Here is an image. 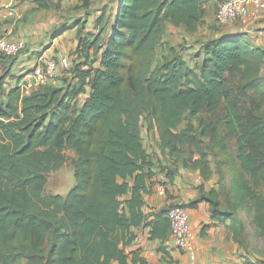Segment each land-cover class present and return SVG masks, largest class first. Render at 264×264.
I'll list each match as a JSON object with an SVG mask.
<instances>
[{"label":"trees","instance_id":"16d2710c","mask_svg":"<svg viewBox=\"0 0 264 264\" xmlns=\"http://www.w3.org/2000/svg\"><path fill=\"white\" fill-rule=\"evenodd\" d=\"M116 1L112 15L98 18L99 33L76 49L74 82L29 95L15 85L0 104V264H148L126 246L140 226L168 239L171 207L151 220L144 210L155 174L144 117L155 122L171 156L194 149L199 157L185 165L204 178L212 173L204 138L221 152L235 138L240 171L226 205L217 187L203 184L191 205L207 201L212 218L229 222L237 241L246 236L243 210L264 236V47L242 33L220 35L205 43L195 67L176 52L157 62L166 22L196 31L202 0ZM67 149L75 152V185L66 196L46 193L48 174L64 165ZM247 264L264 259L248 257Z\"/></svg>","mask_w":264,"mask_h":264},{"label":"crops","instance_id":"0c3cea01","mask_svg":"<svg viewBox=\"0 0 264 264\" xmlns=\"http://www.w3.org/2000/svg\"><path fill=\"white\" fill-rule=\"evenodd\" d=\"M220 1L222 0H202L203 23L208 26L205 31L207 34L214 32L210 29L214 24L218 26L216 11ZM105 2L106 0H48L47 6L42 7L35 0H0V8L6 6L16 8L17 23L12 37L25 41V48L10 64L13 78L10 80L9 89L40 65L43 58H53L59 63L61 83L63 75L69 77V82H74L73 72L71 69H64L61 60L69 56L74 64L76 58L73 59L72 53L76 51L81 40L99 33L98 18L104 9L99 7L101 10L95 11L94 7L98 9L97 5H104ZM256 27L260 30L246 31L238 26H221L209 40L220 35L242 33L254 46L264 47V21ZM9 28L6 24H0V36ZM4 67L6 64L0 61V71ZM83 68L88 66L85 65ZM262 73L264 74V68ZM90 91L91 87L87 85L86 92L80 95L79 106L83 105ZM143 122L144 120L142 127ZM150 124H153L154 128ZM150 124H147V132L142 131V135L144 147L153 159L155 174L149 184L150 190L144 196L145 213L148 220H151L160 210L176 204L187 205L191 227L196 235L197 258L190 259L184 250L170 241V237L165 241L152 238L150 226L134 228L136 239L126 246V252L131 257L135 252H140L148 264H247L249 255L244 251L240 241L233 238L229 222L214 220L207 201L191 205V202L199 197V187L205 183V179L199 169L186 166L184 159L191 163L199 155L195 153L191 161L186 153H183L181 158L171 156L160 146L161 136L155 122L150 120ZM160 183L166 184V192L161 193L157 190ZM214 187L212 185L209 187L207 183L205 186L206 190Z\"/></svg>","mask_w":264,"mask_h":264},{"label":"rangeland","instance_id":"374dc122","mask_svg":"<svg viewBox=\"0 0 264 264\" xmlns=\"http://www.w3.org/2000/svg\"><path fill=\"white\" fill-rule=\"evenodd\" d=\"M116 5V0H106L104 5H97L98 9L94 7V10L100 11V7L104 9L103 14L105 13L106 15H112L116 11ZM221 26L222 25L218 24L217 26L214 24L210 29H212V31H214L213 33H215L221 28ZM207 28L208 26L203 23L200 29H197L196 31H187L184 27L176 26L172 22L167 21L165 36L158 49L157 62H160L164 56L168 54H174L176 52L177 55L186 59L191 66H197L204 56L203 47L205 43L207 40H209V38L214 36L213 33H205ZM106 32L110 33V29L108 28L105 33ZM76 56L78 55L75 53V51H73V59L76 58ZM1 60L6 64V67L0 71V104L6 101L10 87V80L13 78L10 70L9 60L4 56L1 57ZM68 79L69 77L63 75L62 83L65 85V87L69 85ZM143 120V132L146 133L147 124H150V120H148L146 117H144ZM186 123L187 120L183 122L180 127H185ZM194 123H197L196 126L198 127V121L195 120ZM150 125L154 128L153 124ZM221 135L223 136L224 134ZM204 140L205 148L209 152L212 173L207 178L203 177L205 179V183H203V185L206 186L207 183L209 187L211 185L217 187L220 190L221 201L223 202V205H226L228 192L232 185L233 179L240 171V165L236 155V139H227L226 152H221L219 150L220 148L213 147V141L210 137H205ZM65 152L67 155V160L64 165L59 169L51 170L48 174L49 180L46 186V193L62 194L63 196H66L75 185V174L71 163L72 158L75 156V152L71 149H67ZM185 153L189 157L190 161L195 156L193 148H188ZM240 215L246 223V236L240 241V243L244 246V251L251 259H264V236H261L258 233L256 226L252 222V218L248 216L245 211L242 210Z\"/></svg>","mask_w":264,"mask_h":264},{"label":"built area","instance_id":"2783aa9c","mask_svg":"<svg viewBox=\"0 0 264 264\" xmlns=\"http://www.w3.org/2000/svg\"><path fill=\"white\" fill-rule=\"evenodd\" d=\"M17 10L14 6L0 8V24L10 28L0 36V54L9 57L18 56L25 48V41L12 37L16 25ZM216 21L219 25L238 26L246 31L260 30L257 24L264 21V0H222L216 11ZM64 69H72L71 57L66 56L61 60ZM61 68L53 58H43L42 63L27 73L19 82L23 95H29L39 90L46 84H61ZM157 190L166 192V184L160 183ZM167 215L171 221L170 241L184 250L190 259L197 258L195 245V232L190 223V212L176 204L172 206Z\"/></svg>","mask_w":264,"mask_h":264}]
</instances>
